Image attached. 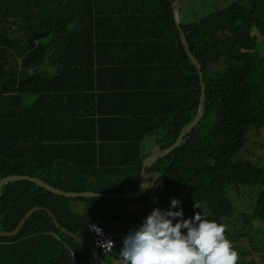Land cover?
Segmentation results:
<instances>
[{
    "label": "trees",
    "instance_id": "trees-1",
    "mask_svg": "<svg viewBox=\"0 0 264 264\" xmlns=\"http://www.w3.org/2000/svg\"><path fill=\"white\" fill-rule=\"evenodd\" d=\"M134 1L133 22L117 36L124 47L112 52V43L94 44L88 34L94 27L95 0H0L2 179L36 177L73 192L80 188L77 182L70 188L66 184L74 178L99 184V177L122 174L125 181L112 177L109 187L100 183L101 193L136 192L144 161L152 154L147 156L144 148L148 136H155L164 150L195 120L200 78L183 47L174 0ZM186 2L181 0V26L191 54L202 65L207 104L201 124L183 145L150 168L152 192L134 200L71 199L29 181L14 182L3 188L0 229L12 232L30 209L40 206L79 233L91 221L105 225L111 201L140 204V226L154 208L169 209L171 196L182 191L184 215L201 210L207 219L223 222L234 211L228 194L241 195L247 186H258L259 195L241 215L242 227L254 220L264 224V169L241 158L250 132L264 128V56L254 52L257 37L252 34L254 29L264 34V0H239L198 19ZM87 6L90 15L84 21ZM220 61L225 72L210 79L208 68ZM211 112L215 119L207 128ZM163 169L165 177L157 178ZM160 181L168 188L162 190ZM230 237L241 244L247 238L225 230V238ZM121 247L116 239L114 253L103 258L116 263ZM0 264L96 261L46 211H36L18 235L0 238Z\"/></svg>",
    "mask_w": 264,
    "mask_h": 264
},
{
    "label": "clouds",
    "instance_id": "clouds-1",
    "mask_svg": "<svg viewBox=\"0 0 264 264\" xmlns=\"http://www.w3.org/2000/svg\"><path fill=\"white\" fill-rule=\"evenodd\" d=\"M262 35L264 36L263 33ZM256 42L258 46V41L256 40ZM254 52L260 56H264V51L263 53H259V51L255 49ZM156 148H159V150L162 151L161 147L155 143V146L152 149L155 150ZM245 148L246 146L244 149ZM152 149H150V151ZM168 154L158 158L156 162L165 158ZM161 172L164 175L166 169H163ZM149 185L150 183L142 185V187L151 188L152 186L150 187ZM230 194H228V198H230ZM184 196L185 192L183 191L179 195H172L169 209L162 210L159 207L154 208L148 216L143 219L141 225L138 228H131L126 236L125 234L116 235L107 229L114 235L115 241L119 238V244H122L118 253V264L244 263L245 255L238 250L237 252L234 251L230 241L225 238V230L228 231V229L225 228V222H227V219L223 222L215 219H207L202 215L200 210L202 206L198 202H196L194 207L200 211L192 214L194 218L185 219L181 206L182 202L179 200ZM176 208H179L180 210H172ZM93 228L97 235H102L101 229L95 227V225H93ZM182 230H186V232ZM97 243L99 246L103 247L104 251L109 245L113 247V241L110 238L102 242L98 241ZM91 245L93 246L92 241ZM98 255L99 257L100 255L104 258L107 257L102 255L100 251H98Z\"/></svg>",
    "mask_w": 264,
    "mask_h": 264
},
{
    "label": "rangeland",
    "instance_id": "rangeland-1",
    "mask_svg": "<svg viewBox=\"0 0 264 264\" xmlns=\"http://www.w3.org/2000/svg\"><path fill=\"white\" fill-rule=\"evenodd\" d=\"M237 1L239 0H198L199 6H200V16H198V18H201L207 14L217 13V11L225 9L226 7L234 4ZM190 3L192 6L195 5L194 1H190ZM252 34L254 36L255 35L257 36L256 39L258 41V46L256 50L259 51V53H263L264 41L262 40H264V36L258 30H255V29L252 31ZM208 69L210 70L208 77L210 79H218V76L225 72L226 64L224 63V61H220L218 63H213L212 67H209ZM215 106H217V103H215ZM214 119H215L214 113L211 112L205 122L207 128L214 121ZM148 137L150 141L144 144V148H145V152L147 156H149L151 152L153 153L154 149L152 148L155 146V136H148ZM200 141L203 142V144L206 143V141L204 142L203 139H200ZM150 149L152 150L150 151ZM241 158L248 160L252 163H257L259 164L261 168L264 169V129H262L259 132L253 129L250 132L247 138L246 148L241 153ZM87 176L88 177L92 176V172L91 171L88 172ZM112 177H119V179L122 181L126 180L125 175H122V174L115 175V176L112 175ZM156 177L164 178L165 176L163 175L162 172H160L156 174ZM114 182L115 181H112L110 182V184H106L104 186L109 187V185H111ZM160 183H161L160 186L162 190H165L168 188V186H166L167 182L165 184L164 182L160 181ZM76 185L78 187L93 188V189L100 190V191L103 190V188H101L102 185L95 184L91 180H87L85 183L83 182L76 183ZM58 190H61V189H58ZM151 192H152V189L150 188L147 190L146 193L150 194ZM102 194H105V193H102ZM258 195H259L258 186H247L246 188H242L241 195H237L235 192H231L230 194V199L232 200L234 204L235 211L233 215L231 216V218L228 219L227 222H225V228L230 229V232H233V233L242 232L243 234H246L247 238H245L243 244H241L240 241L235 240L231 237L226 238V239L230 241V243L233 246L234 251L237 252L238 249H242L241 251L246 253L243 264H264V224L260 220H254L250 223L245 224L243 228L242 227L243 222H242V216H241L242 214L249 212L251 208L256 204ZM71 199H74V198L71 197ZM80 205L85 206L83 202L80 203ZM108 207L110 208V210H106V217H105L106 223L103 226L106 229H108L111 233H113L114 232V221L111 220V217L115 219L113 215L115 214L116 209L119 210L118 216H117V220L119 222L118 225L126 222L130 218L129 217L130 214L127 211L128 206H126L123 203H119V202L117 203V201L116 202L111 201V203L108 204ZM162 209H167V207L162 208ZM184 217L185 219L194 218L192 214H188V213L185 214ZM136 218L138 219V216ZM99 224L100 222L91 221L87 225H85V227L82 228L79 233H74V232L69 231L66 227L62 226L60 223V225L63 228L67 229L69 232L74 233L75 235L79 237L85 238L87 241H89V244H91V241L93 240V235L95 234L93 225L97 227ZM76 244L81 246L79 242H76ZM245 245H250L251 249L253 248L254 250H256L258 254L255 251L248 250L247 247H243ZM81 247L83 248V250H85L83 246ZM102 264H115V260L112 258H107L106 260L102 261Z\"/></svg>",
    "mask_w": 264,
    "mask_h": 264
},
{
    "label": "water",
    "instance_id": "water-1",
    "mask_svg": "<svg viewBox=\"0 0 264 264\" xmlns=\"http://www.w3.org/2000/svg\"><path fill=\"white\" fill-rule=\"evenodd\" d=\"M172 8H173L175 22L177 24V28H178V31H179V34L181 37L183 47L185 48V51L187 53V57H188L190 63L193 65L194 69L197 72L198 78H200V85H201L200 105H199L198 113H197L195 120L193 122H191L190 124H188L187 126L183 127V130L181 131L178 139L176 140V142L172 146H170L167 149L162 150V151L159 150V148H156L153 151L152 156H149L148 158H146V160L144 161V164H143L144 167H143L142 175H140V178H139V184H138L137 191L134 193H130V194H102V193L92 192V191H88V192H84V191L83 192H65L62 190H58L56 187L51 186L50 184L45 183L40 178L30 177V176H15V177L4 178L1 180V183H0V205H1L3 188L10 183L20 182V181L32 182L35 185L39 186L40 188H43V189H45L51 193H55V194L60 195V196H65L67 198L72 197V198H106V199L126 198V199H133V198H138V197L146 194L147 190L150 188L142 187V185H147L148 183H150L149 186L151 187V182L149 179V173L148 172H149L150 168H152V165L156 163L158 158H161V157L165 156V154L173 152L175 149L182 146V144L184 143V140H185L184 138L188 134H191L194 130H196L199 127V125L201 124V122L204 118L206 104H207V97H206V89L207 88H206V84L204 82V74H203L202 65H200L199 62L197 61V59L195 57H193V55L191 54V52L189 50L188 43H187L188 42L187 36H186L182 26H181V19H182V16L184 14V10L181 7V0H175L172 4ZM36 211H46L48 213V215L50 216V218L54 219L56 227L59 230H61L62 233L70 236L74 241L79 242V244L81 246H83L85 248V250H87L93 256V258L96 261V264L100 263L98 251L91 244H89V241H87L85 238L79 237V236L75 235L74 233L69 232L67 229L63 228L60 225L59 221L56 219L55 214L53 212H51L50 210L46 209L45 207L36 206V207L30 209L26 213V215L23 217V219L20 221V223L17 225V227L12 232H7V231L0 229V238H13L16 235H18L22 231L24 226L26 225L27 221L30 219V217Z\"/></svg>",
    "mask_w": 264,
    "mask_h": 264
},
{
    "label": "crops",
    "instance_id": "crops-1",
    "mask_svg": "<svg viewBox=\"0 0 264 264\" xmlns=\"http://www.w3.org/2000/svg\"><path fill=\"white\" fill-rule=\"evenodd\" d=\"M190 1H194V0H187L186 2V6L187 11L189 13H192L193 15H196V18L198 19L199 12H200V6L199 3L195 6H192ZM95 6H94V27L93 30L91 32H88V34L93 35V40L92 42L94 44H109L112 43L113 44V49L112 52L115 51H120L123 47H124V42L121 41L120 38H117L118 35H121L126 29L127 26L133 22V13L137 11V5L135 3L134 0H95ZM88 9L84 10V21L85 18H89L90 15V8L89 6H87ZM184 10V8H183ZM197 10H198V15H197ZM147 15H144V17H146L147 19ZM151 28V24L148 26V31ZM196 39V38H195ZM78 178V177H77ZM63 180H66L64 177H62ZM112 177L109 175H105L103 177H99V184L100 183H110L112 181ZM94 183V179L91 180ZM77 182L80 183L81 182V178L77 179H72V183H70L66 186L67 187H73V184ZM84 187H80L79 190H72L73 192H83L85 190H94L95 192H101L100 190H96L93 188H84ZM69 191V190H68ZM130 193H134V192H123L121 194H130ZM120 199H126V198H120ZM137 198H133V199H126V200H134ZM125 204L127 207V211L129 212V214L133 215L132 217L129 216L130 220H132L130 223H132L130 226L124 225V223L119 224L118 220H117V216H118V209H116L115 214L113 215L115 217L112 218L111 220L114 221V234L116 235H121V234H126L128 233V231L133 228V227H139L138 225V220H139V210H140V204H137L135 202H127V203H123ZM78 211L80 213H82L83 208H77ZM138 216V219L136 218ZM127 228V230H126ZM230 230V229H228ZM122 241V239H121ZM118 258L115 264H118L119 261V257H115ZM105 260L104 258L101 259V262L99 264H102V261Z\"/></svg>",
    "mask_w": 264,
    "mask_h": 264
},
{
    "label": "built area",
    "instance_id": "built-area-1",
    "mask_svg": "<svg viewBox=\"0 0 264 264\" xmlns=\"http://www.w3.org/2000/svg\"><path fill=\"white\" fill-rule=\"evenodd\" d=\"M1 177H0V181H1ZM97 228L102 230V235H97L96 232L93 235V240H92V244L93 246L100 251V253L104 256H108L111 255L114 252V249L116 248V241L114 239V235L111 234L105 227H103L101 224H99L97 226ZM111 239L113 241V247L111 245L107 246L105 251L103 249V247L98 245V241H105L106 239Z\"/></svg>",
    "mask_w": 264,
    "mask_h": 264
}]
</instances>
